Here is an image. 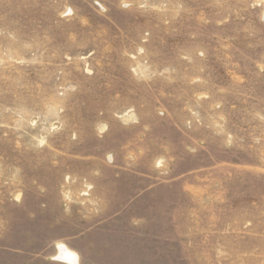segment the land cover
I'll return each mask as SVG.
<instances>
[{"label": "rangeland", "instance_id": "rangeland-1", "mask_svg": "<svg viewBox=\"0 0 264 264\" xmlns=\"http://www.w3.org/2000/svg\"><path fill=\"white\" fill-rule=\"evenodd\" d=\"M52 260L264 264V0H0V264Z\"/></svg>", "mask_w": 264, "mask_h": 264}, {"label": "bare ground", "instance_id": "bare-ground-1", "mask_svg": "<svg viewBox=\"0 0 264 264\" xmlns=\"http://www.w3.org/2000/svg\"><path fill=\"white\" fill-rule=\"evenodd\" d=\"M60 251H61L60 256L63 257L64 259H67L68 261H73L75 259V255L73 253H71L70 251L66 250L65 247H60ZM71 263H73V262H71Z\"/></svg>", "mask_w": 264, "mask_h": 264}, {"label": "crops", "instance_id": "crops-1", "mask_svg": "<svg viewBox=\"0 0 264 264\" xmlns=\"http://www.w3.org/2000/svg\"><path fill=\"white\" fill-rule=\"evenodd\" d=\"M65 247H66V246H65ZM66 249H67L68 251H70L71 253H74L76 256H78V262H79V263L81 262V260H82V256H81V255H77L75 252L69 250L67 247H66ZM67 263H68V262H67ZM70 263H71V262H70ZM49 264H64V263L59 262V261H53V260H52V262H50ZM76 264H77V262H76Z\"/></svg>", "mask_w": 264, "mask_h": 264}]
</instances>
